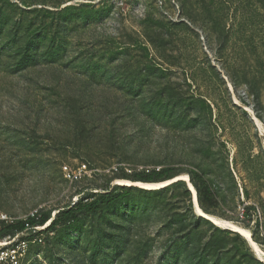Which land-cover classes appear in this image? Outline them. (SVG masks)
Returning a JSON list of instances; mask_svg holds the SVG:
<instances>
[{
  "label": "rangeland",
  "instance_id": "obj_1",
  "mask_svg": "<svg viewBox=\"0 0 264 264\" xmlns=\"http://www.w3.org/2000/svg\"><path fill=\"white\" fill-rule=\"evenodd\" d=\"M82 163L98 170L63 175ZM164 166L204 174L219 204L183 178L135 184L20 264H264V0H0V211Z\"/></svg>",
  "mask_w": 264,
  "mask_h": 264
},
{
  "label": "trees",
  "instance_id": "obj_2",
  "mask_svg": "<svg viewBox=\"0 0 264 264\" xmlns=\"http://www.w3.org/2000/svg\"><path fill=\"white\" fill-rule=\"evenodd\" d=\"M182 173L188 174L191 183L202 199L214 206L219 204L214 186L207 180L204 174L195 170L164 166L133 173L121 170L119 174H115L113 177L132 182L159 183L167 180L171 181ZM130 186L133 185L121 184L120 187L123 189V192L118 193H114L108 189L107 191L93 195H90L88 192L79 194L80 196L77 200H73L63 207L56 208L50 212H36L33 216L29 215L25 219L17 220L15 223L3 227L0 229V240L9 234L23 232V235L20 236L22 239L37 241V238L41 235L48 236L50 233H55L61 225H68L78 220L82 215L95 213L115 200L126 197L129 194ZM249 209L250 207H244L243 216L241 215L244 219L249 217ZM39 226L43 227L39 228Z\"/></svg>",
  "mask_w": 264,
  "mask_h": 264
},
{
  "label": "built area",
  "instance_id": "obj_3",
  "mask_svg": "<svg viewBox=\"0 0 264 264\" xmlns=\"http://www.w3.org/2000/svg\"><path fill=\"white\" fill-rule=\"evenodd\" d=\"M97 168L91 169L86 163H82L77 168L72 169L68 165L62 167L63 175L69 180H79L84 174L90 171H97ZM76 198L75 200H77ZM36 212L31 213L34 215ZM244 209L241 215L243 216ZM17 221L16 218L8 214L7 212L0 211V229L13 224ZM43 226H39L41 228ZM23 232H15L9 234L0 240V264H20L21 258L26 254V249L31 240L22 239L20 236ZM34 241V240H33Z\"/></svg>",
  "mask_w": 264,
  "mask_h": 264
},
{
  "label": "bare ground",
  "instance_id": "obj_4",
  "mask_svg": "<svg viewBox=\"0 0 264 264\" xmlns=\"http://www.w3.org/2000/svg\"><path fill=\"white\" fill-rule=\"evenodd\" d=\"M178 178H183V179H185V180H188V183H189V185L192 187V184H191V181H189V176H188V174L187 173H182V174H180V175H178L177 177H175V179H173V180H176V179H178ZM117 182L118 183H120V184H126V185H139V186H141V187H147V188H159V187H162V186H165V185H168V184H170V182H172V180L170 181H164V182H159V183H147V182H132V181H129V180H126V179H118L117 180ZM193 188V187H192ZM193 191H194V194H196V191H195V189L193 188ZM196 211H197V213L198 214H200V215H204V213H203V211L201 210V208L196 204ZM210 219H212V220H215V217L213 216V215H207ZM219 220V219H218ZM217 220V221H218ZM226 224V223H225ZM228 225V224H227ZM231 225V228L233 229V230H236V231H239V232H242L243 234L245 233V234H248L249 235V232L246 230V229H244V228H242V227H240V226H238V225H236V224H230ZM259 250V249H258Z\"/></svg>",
  "mask_w": 264,
  "mask_h": 264
},
{
  "label": "water",
  "instance_id": "obj_5",
  "mask_svg": "<svg viewBox=\"0 0 264 264\" xmlns=\"http://www.w3.org/2000/svg\"><path fill=\"white\" fill-rule=\"evenodd\" d=\"M178 179H181V178H178ZM177 180V179H176ZM176 180H172V182H174V181H176ZM172 182H170V184L172 183ZM169 185V184H168Z\"/></svg>",
  "mask_w": 264,
  "mask_h": 264
}]
</instances>
